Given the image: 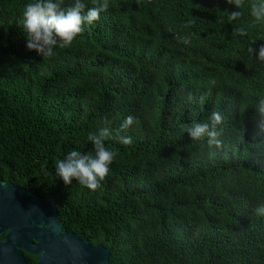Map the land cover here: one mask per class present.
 <instances>
[{
	"label": "trees",
	"instance_id": "16d2710c",
	"mask_svg": "<svg viewBox=\"0 0 264 264\" xmlns=\"http://www.w3.org/2000/svg\"><path fill=\"white\" fill-rule=\"evenodd\" d=\"M33 2L0 0V179L54 198L63 230L110 249L109 264H264V63L248 52L264 44L250 12L264 0H243L236 21L226 0H108L45 60L21 23ZM213 111L219 148L187 133ZM105 118L116 156L102 188L65 185L55 161L95 155Z\"/></svg>",
	"mask_w": 264,
	"mask_h": 264
},
{
	"label": "clouds",
	"instance_id": "9594fccd",
	"mask_svg": "<svg viewBox=\"0 0 264 264\" xmlns=\"http://www.w3.org/2000/svg\"><path fill=\"white\" fill-rule=\"evenodd\" d=\"M93 2L95 6L88 7L84 0H74V3L66 10L61 7V3L54 2V0H35L27 4L21 22L26 33L27 48L36 51L45 60L56 54L57 47L61 49L70 47L76 37L83 32V26L92 25L98 21L100 14L109 8L108 0H93ZM226 3L237 9L230 12V20H238L242 16L240 9L243 7V0H226ZM250 12L256 22H264V2L252 3ZM233 32L240 36L247 35L242 28L234 29ZM248 52L264 63V44L256 48L250 47ZM201 103H203V98H201ZM256 111L259 116L258 127L261 132H264V98L259 99ZM134 119L128 116L121 124V130L126 131L134 123ZM223 119L221 113L213 111L207 122L194 123L188 128L187 133L193 141L207 137L209 146L215 145L219 148L222 145L221 137L224 134V129L221 127ZM103 124L105 126L100 128L98 134L90 133L88 136L95 155L72 150L64 159L55 161V176L65 185H71L75 180L92 191L102 188V182L108 176L109 166L116 156V153L105 146V140L110 137L112 131L111 121L105 118ZM120 143L130 145L132 137L121 135ZM255 214L264 216V205L257 206Z\"/></svg>",
	"mask_w": 264,
	"mask_h": 264
},
{
	"label": "water",
	"instance_id": "95a60500",
	"mask_svg": "<svg viewBox=\"0 0 264 264\" xmlns=\"http://www.w3.org/2000/svg\"><path fill=\"white\" fill-rule=\"evenodd\" d=\"M55 199L41 198L0 179V264H109L110 249L69 234Z\"/></svg>",
	"mask_w": 264,
	"mask_h": 264
},
{
	"label": "flooded vegetation",
	"instance_id": "af4514ba",
	"mask_svg": "<svg viewBox=\"0 0 264 264\" xmlns=\"http://www.w3.org/2000/svg\"><path fill=\"white\" fill-rule=\"evenodd\" d=\"M35 258H36V257H35ZM36 259H37V258H36ZM36 263H37V262H36ZM36 263H35V264H36Z\"/></svg>",
	"mask_w": 264,
	"mask_h": 264
},
{
	"label": "bare ground",
	"instance_id": "6f19581e",
	"mask_svg": "<svg viewBox=\"0 0 264 264\" xmlns=\"http://www.w3.org/2000/svg\"><path fill=\"white\" fill-rule=\"evenodd\" d=\"M70 234V233H69ZM85 240V239H84Z\"/></svg>",
	"mask_w": 264,
	"mask_h": 264
}]
</instances>
